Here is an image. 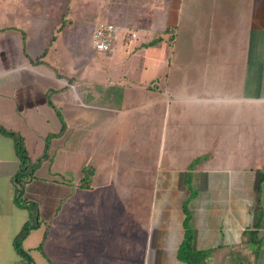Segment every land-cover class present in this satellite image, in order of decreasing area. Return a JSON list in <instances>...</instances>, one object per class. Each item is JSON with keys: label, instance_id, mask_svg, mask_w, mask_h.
I'll return each instance as SVG.
<instances>
[{"label": "crops", "instance_id": "1", "mask_svg": "<svg viewBox=\"0 0 264 264\" xmlns=\"http://www.w3.org/2000/svg\"><path fill=\"white\" fill-rule=\"evenodd\" d=\"M94 2L119 33L104 58L76 59L62 52L66 30L47 0H0V127L22 138L31 163L46 154L20 203L21 155L0 131V264H189L178 257L184 201L192 249L207 251L198 264H264V0ZM134 111L141 132L155 130L159 174H176V187L137 186L131 172L119 188L102 187L112 152L100 125L116 132ZM48 136L61 138L58 149L48 141L45 152ZM84 154L91 163L78 183L41 202L42 185L68 178ZM197 157L191 194L184 178ZM87 166L94 172L83 188ZM27 221L22 247L32 262L15 247ZM247 231L257 234L256 255Z\"/></svg>", "mask_w": 264, "mask_h": 264}, {"label": "rangeland", "instance_id": "2", "mask_svg": "<svg viewBox=\"0 0 264 264\" xmlns=\"http://www.w3.org/2000/svg\"><path fill=\"white\" fill-rule=\"evenodd\" d=\"M40 2V0H36V3ZM48 7L51 6V10L61 16L62 21L61 25L63 29V34H61L59 43L62 44V52L64 49L68 50L67 54L74 58L83 57L86 59L87 57H98L104 58V52L97 51L92 45V34L94 31V27L98 22H112L108 20L105 16L96 15V12H93L94 7H97V3L94 0H47ZM59 16H53L52 22L53 24ZM112 24H114L112 22ZM117 27V35L119 33V26L114 24ZM130 31L127 30L125 35ZM67 40V41H65ZM133 40V39H132ZM138 41H140V37L137 40H133L132 44L135 45ZM68 42V43H67ZM78 49V50H75ZM120 50V49H119ZM151 53L154 51V48H150ZM166 52V51H164ZM65 53V52H64ZM140 53V52H139ZM121 55V52H119ZM114 57H118L114 55ZM110 58V57H109ZM112 58V57H111ZM158 72L161 70H157ZM155 70L152 73L148 74L147 79L154 77V75H158ZM109 77V76H108ZM145 77V76H144ZM138 82H142V79L139 76L137 77ZM157 82V80H156ZM161 84V82L159 83ZM86 101V100H84ZM102 103V101H101ZM113 105V104H112ZM115 106V105H114ZM121 115L113 114V117L109 120L110 125H113L115 128V119H119ZM120 121H117V123ZM131 125H125L122 129H116V132H110L108 130V122H103L100 125V140H105L108 143V146L111 147L103 148L105 150H110L112 153L109 155L110 159V169H109V178L102 187L107 186L108 188H119L122 186L127 178H125V174L127 172H131L133 176V181L137 183V186H146L147 188H155L158 186L159 188H163L165 186L176 187L177 183L181 181L176 178V174H174L173 178H167V174H159V164L157 157V146H156V135L155 130L140 131V112L134 111L131 113L128 119V123ZM125 128V130H124ZM126 139L129 143L126 146H119V142L121 139ZM53 148L58 149L61 143V138H54L51 136L49 139ZM101 149V151L103 150ZM91 163V156L89 154H84L78 162L74 164V168L71 173H69L68 178H60L57 176L58 185H48L43 184L42 190L44 196H39L41 202L53 203L57 201L60 197H65L69 191V188L66 189L65 185L71 183V185H75L78 183L77 179L81 176V168L84 165H89ZM60 164V163H59ZM42 173H45L44 170ZM158 175H160L158 177ZM141 176V177H140ZM165 177V178H162ZM75 191V190H74ZM76 192L71 194L69 197L67 195V203H74L76 200ZM66 193V194H65ZM65 195V196H64ZM38 196V195H37ZM183 195H181L182 197ZM117 197V196H115ZM151 195L148 196V200L151 199ZM162 197L161 194H158V200ZM165 198L167 196H164ZM99 199H103L102 195H99ZM99 202H102L99 200ZM149 204V203H148ZM161 209V208H160ZM160 211V210H159ZM159 212H155V219H157V214Z\"/></svg>", "mask_w": 264, "mask_h": 264}, {"label": "trees", "instance_id": "3", "mask_svg": "<svg viewBox=\"0 0 264 264\" xmlns=\"http://www.w3.org/2000/svg\"><path fill=\"white\" fill-rule=\"evenodd\" d=\"M158 41V39H155L153 41H151L149 44H153L156 43ZM0 131L7 133L9 135H12L15 138L16 144L18 146L19 149V153L21 155V163H22V167L19 170V172L17 173V178H18V186H17V196H16V201H19L20 203L22 202L23 198H22V193H23V187H24V183H25V179L27 177H30L31 175H33V172L36 168V166L38 165V163L46 157V154L41 156V158H39V160L35 163H31L26 150L23 146V140L22 138L16 134L15 132L12 131H7L6 129H4L3 127H0ZM49 137L48 136L46 138V144H45V152L46 149L48 147V141H49ZM202 157H197L195 158L192 163L189 165L188 171L185 174V178H184V183L186 185L187 188L190 189L191 194L192 192V188H191V170L202 160ZM93 168L90 166H87L84 168L83 170V176L81 177L80 180V186L83 188H89L91 186V178L93 175ZM261 179H264V175L262 174ZM182 209H183V213H184V218H183V229H184V235H183V240L180 244L179 247V251H178V257L181 261H184L186 263L189 264H198L200 263L204 257L207 254V251L205 250H199V251H195L192 249V244H191V239H192V231L190 228V213L187 207V201H184L182 204ZM32 228V226L30 225V223L27 221L24 223V225L22 226L21 230L19 231V233L17 234L16 238H15V247L17 252L27 258L30 262H32L31 256L29 254L28 251H26L23 247H22V240L25 238V236L28 234L29 230ZM246 236L248 237V241L251 243V245L254 247L253 248V254L256 255L257 254V249L259 246V240L257 239V234L254 231H247L246 232Z\"/></svg>", "mask_w": 264, "mask_h": 264}, {"label": "built area", "instance_id": "4", "mask_svg": "<svg viewBox=\"0 0 264 264\" xmlns=\"http://www.w3.org/2000/svg\"><path fill=\"white\" fill-rule=\"evenodd\" d=\"M117 36V27L109 22H99L95 25L92 34V44L97 51L107 52L111 51ZM128 39L136 37L135 32L126 34Z\"/></svg>", "mask_w": 264, "mask_h": 264}]
</instances>
